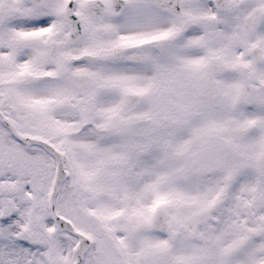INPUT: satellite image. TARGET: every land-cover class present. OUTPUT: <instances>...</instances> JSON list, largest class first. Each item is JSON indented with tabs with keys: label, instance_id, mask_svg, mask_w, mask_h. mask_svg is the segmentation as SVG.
I'll return each mask as SVG.
<instances>
[{
	"label": "snow or ice",
	"instance_id": "1",
	"mask_svg": "<svg viewBox=\"0 0 264 264\" xmlns=\"http://www.w3.org/2000/svg\"><path fill=\"white\" fill-rule=\"evenodd\" d=\"M0 264H264V0H0Z\"/></svg>",
	"mask_w": 264,
	"mask_h": 264
}]
</instances>
